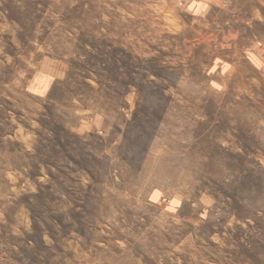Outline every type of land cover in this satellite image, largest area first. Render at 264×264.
<instances>
[{
  "label": "rangeland",
  "instance_id": "1",
  "mask_svg": "<svg viewBox=\"0 0 264 264\" xmlns=\"http://www.w3.org/2000/svg\"><path fill=\"white\" fill-rule=\"evenodd\" d=\"M0 264H264V0H0Z\"/></svg>",
  "mask_w": 264,
  "mask_h": 264
},
{
  "label": "crops",
  "instance_id": "2",
  "mask_svg": "<svg viewBox=\"0 0 264 264\" xmlns=\"http://www.w3.org/2000/svg\"><path fill=\"white\" fill-rule=\"evenodd\" d=\"M204 8L207 9L206 7H204ZM217 68H219L220 71H219V70H216V72H215L214 74H219V73L222 71V67H221L220 64L217 65ZM214 77H215V76H214Z\"/></svg>",
  "mask_w": 264,
  "mask_h": 264
}]
</instances>
